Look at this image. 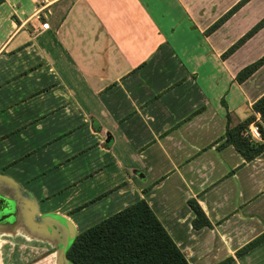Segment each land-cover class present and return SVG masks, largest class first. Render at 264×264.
I'll use <instances>...</instances> for the list:
<instances>
[{
    "label": "crops",
    "instance_id": "1",
    "mask_svg": "<svg viewBox=\"0 0 264 264\" xmlns=\"http://www.w3.org/2000/svg\"><path fill=\"white\" fill-rule=\"evenodd\" d=\"M239 1L0 4V215L15 212L0 222V264H60L68 230H33L12 181L22 185L1 169L21 166L38 178L35 164H26L35 158L41 171L77 160L72 174L41 172L47 184L22 187L41 216L65 218L76 235L77 204L106 218L143 198L190 264L230 256L226 264H264V241L235 254L264 232V151L246 161L223 144L228 122L251 113L261 122L253 104L264 94V63L245 79L238 74L264 55V25L224 54L264 18V0H247L210 30ZM18 130L43 141L41 155L36 143L17 142ZM63 187L62 204L43 208L40 199ZM190 198L211 225H193ZM42 244L57 248L26 257ZM20 245L28 249L22 263Z\"/></svg>",
    "mask_w": 264,
    "mask_h": 264
},
{
    "label": "trees",
    "instance_id": "2",
    "mask_svg": "<svg viewBox=\"0 0 264 264\" xmlns=\"http://www.w3.org/2000/svg\"><path fill=\"white\" fill-rule=\"evenodd\" d=\"M246 1L240 0L219 18L210 30L218 27ZM3 2L4 0H0V4ZM263 25L264 18L224 55L233 52ZM263 63L264 55L243 68L238 78L245 79ZM253 111L261 114V122H258V126L262 139H254L249 133V126L256 118L254 113H251L235 126H231L228 122L226 141L223 143L233 144L246 161L254 159L264 151V94L254 102ZM189 204L195 213L193 225L196 228L211 225L195 198H190ZM262 241H264V232L238 249L236 256H241ZM66 254L74 264H190L186 254L143 198L80 231L68 246ZM233 258L230 256L218 264H226Z\"/></svg>",
    "mask_w": 264,
    "mask_h": 264
},
{
    "label": "rangeland",
    "instance_id": "3",
    "mask_svg": "<svg viewBox=\"0 0 264 264\" xmlns=\"http://www.w3.org/2000/svg\"><path fill=\"white\" fill-rule=\"evenodd\" d=\"M31 129H33V127H31ZM31 131V130H30ZM13 136L14 138L17 139V142L22 144V141H23V137L25 139V142L27 143L26 145H30V146H34V144L36 143L35 145V148L37 149V153L41 155V152H42V149L44 147L43 144V141H34L33 138H31L32 136H30L28 133H22V134H19V130L18 131H15L13 133ZM34 137V136H33ZM37 142H40L41 144L38 146L37 145ZM23 147V146H22ZM6 149V147H5ZM37 157V156H36ZM21 159L23 158L22 156L20 157ZM76 161L77 160H72L70 161L66 166L64 167H53L51 166V168L48 170V171H45V168H49L48 167H42L43 171L39 170L40 169V162L38 159H32V160H29L26 164L28 163H33L35 164V167L37 168V172L40 173V175L37 177H34L32 176V174L30 172H27L25 170V168L21 169V166L17 167L16 169H12L11 166H8V165H2L1 166V169L4 171V172H8V173H11L13 175H15V177L19 180L20 184L22 185V187L29 191L30 189L29 188H34V187H40V186H44L45 184H47L46 179L45 178H42L43 175L41 174V172H51L49 176H55L57 174H61V175H69V174H72V173H69V171H74L75 170V164H76ZM41 165H42V162H41ZM17 170H20V173H18ZM74 174V173H73ZM31 192L34 193V191L31 190ZM65 199V195H64V187L59 191V193H55V194H50L48 198H41L40 199V202L47 204L49 207H56L58 204H62V202L64 201ZM81 202V201H80ZM44 205H43V208H44ZM78 205V204H77ZM77 205L72 208L70 210V214L75 218V219H79L81 220V222L79 221V224L81 226V231L87 229L88 227L96 224L97 222H99L100 220H102L103 218H105L104 216L102 217L101 216V212L99 214H90V210H88V212H84V213H80L78 212L79 210L77 209ZM90 209H93V207H91ZM110 214V213H109ZM54 221V224L53 226L54 227H60L62 228L61 224H59L58 222H56L55 220ZM76 237V234L74 236V238L71 240L72 242L74 241ZM24 237H20L19 241L22 242L24 241ZM9 240H11L9 238ZM26 241V240H25ZM71 242V243H72ZM41 250H39L40 252H35V250H32L30 249V254H27L26 257H32L33 256H42V255H39V254H42V250H45V254L50 252V251H54L57 246L55 244H53V246L49 247L50 250L49 251H46V245L45 244H42L40 245ZM20 248H21V258H20V262L22 263V261H24V256H25V251H23L22 249H26L24 246L20 245ZM28 250V249H26ZM33 260V259H31Z\"/></svg>",
    "mask_w": 264,
    "mask_h": 264
},
{
    "label": "water",
    "instance_id": "4",
    "mask_svg": "<svg viewBox=\"0 0 264 264\" xmlns=\"http://www.w3.org/2000/svg\"><path fill=\"white\" fill-rule=\"evenodd\" d=\"M12 184L17 188L19 196L23 199L21 204V211L24 215L26 223L33 229L39 230L44 233L48 234H55L56 228L54 227L53 223L50 221L55 220L62 226H64L68 230V235L66 237L65 242L60 251L59 255V263L60 264H74L72 261L69 260L67 257L66 251L68 246L71 244V240L74 238L75 233L69 227V222L63 217H53V216H41L38 212V209L35 205V202L31 199L28 192L24 191L22 187L15 181H12ZM10 215H15L14 209H6L4 215H0V222L3 218L9 217ZM54 222V221H53Z\"/></svg>",
    "mask_w": 264,
    "mask_h": 264
},
{
    "label": "built area",
    "instance_id": "5",
    "mask_svg": "<svg viewBox=\"0 0 264 264\" xmlns=\"http://www.w3.org/2000/svg\"><path fill=\"white\" fill-rule=\"evenodd\" d=\"M47 1L48 0H43V2H45V3H47ZM46 7H47V5L43 6L42 9H45ZM37 17L42 18V14L37 13ZM41 27L43 29L49 28V22H47V21L42 22ZM249 133H250L251 137H253L254 139H258V140L262 139V134H261L260 128H259L258 124L254 123V122H252L249 126Z\"/></svg>",
    "mask_w": 264,
    "mask_h": 264
},
{
    "label": "flooded vegetation",
    "instance_id": "6",
    "mask_svg": "<svg viewBox=\"0 0 264 264\" xmlns=\"http://www.w3.org/2000/svg\"><path fill=\"white\" fill-rule=\"evenodd\" d=\"M1 209V208H0Z\"/></svg>",
    "mask_w": 264,
    "mask_h": 264
}]
</instances>
